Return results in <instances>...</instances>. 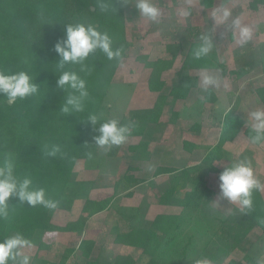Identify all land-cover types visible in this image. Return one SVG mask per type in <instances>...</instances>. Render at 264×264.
I'll list each match as a JSON object with an SVG mask.
<instances>
[{
    "label": "trees",
    "instance_id": "1",
    "mask_svg": "<svg viewBox=\"0 0 264 264\" xmlns=\"http://www.w3.org/2000/svg\"><path fill=\"white\" fill-rule=\"evenodd\" d=\"M199 1L205 9L213 5V0ZM99 2H110L114 10L102 11ZM125 10V0H0V69L8 73L27 71L40 88L36 96L17 100L13 105H8L0 95V160L10 158L17 175L29 176L34 187L45 188L48 198L59 201L57 209L48 210L39 205L30 207L27 203L21 204L16 197H10L7 203L11 219L0 221V242L19 232L33 241L37 253L47 251L50 245L43 240L47 233L82 234L92 217L111 209L113 204H117L119 196L124 193L130 195L129 190L146 182L137 178L135 174L140 170L130 163L121 179L113 184L111 195L100 200L91 199L90 189L86 188L76 220L64 226L52 222L55 211H71L73 202L79 196L74 172L76 163L82 161L86 170H97L104 175L115 173L120 148L113 147L107 152L95 148L93 137L98 135L95 128L99 125L93 126L87 120L90 113L102 114L104 98L120 62L109 61L97 52L86 61L90 68L87 74L79 72V66L66 65L64 70H75L86 80L90 95L83 113L65 115L60 112L66 93L56 84L62 70L56 67L60 57L54 51V45L65 38L66 24L92 23L99 30L107 31L114 38L116 47L123 46L125 55L129 47L125 38ZM196 43L197 40L189 43L168 94L157 96L151 109L131 113L126 122L123 119L120 121L121 124L134 122L135 127L129 137L141 138L138 144L128 146L131 154L138 152L143 158L149 156V143L142 140L146 129L161 127L163 108L188 98L196 87L195 78L189 76V71L220 69L222 74L225 72V66L218 63L214 51L209 57L193 59L191 51ZM177 53L178 49L173 51L170 60H149L147 56L137 58L150 70V91L159 92L162 89L161 75L173 67ZM240 72L243 75L247 73L245 69ZM239 74L237 72L235 76L239 77ZM213 97L214 93L210 90L205 93L204 101L213 102ZM199 127L195 124L191 130L199 131ZM239 134L248 138L249 129L239 115L229 110L224 114L217 143L205 151L196 169L157 167L153 176L166 175L167 180L156 187V204L180 208V213L158 214L147 221L146 204L131 209L117 208L123 227L114 232L113 242L124 252L105 264H137L130 254L133 249L140 250L144 264H195V260L202 257L219 264L226 258L224 249L241 250L242 239L252 229L258 228L264 235V201L260 191L253 192L252 210L247 214L239 212V218L245 225L243 238L225 229L237 222L235 207L224 216L208 204L211 191L206 173L215 162L223 159V146ZM57 144L61 146V153L56 157L46 156L45 146L50 148ZM182 145L189 153L196 149L190 142L184 141ZM89 151L93 153L92 159L87 156ZM222 230L224 234L221 235ZM222 236L224 243L217 240ZM95 248V240L81 238L76 246L64 250L57 264H66L76 251L84 260L83 264H97L93 259ZM31 257L33 264H51L39 259L37 254ZM233 264L259 263L245 251L242 262Z\"/></svg>",
    "mask_w": 264,
    "mask_h": 264
},
{
    "label": "rangeland",
    "instance_id": "2",
    "mask_svg": "<svg viewBox=\"0 0 264 264\" xmlns=\"http://www.w3.org/2000/svg\"><path fill=\"white\" fill-rule=\"evenodd\" d=\"M155 2L163 12L162 21L158 25L152 24L139 16L138 11L134 7L135 0H128V2H126V10L124 12L125 38L129 47L125 51L124 58L120 62L104 98L102 115L105 119L115 118L119 121L123 119L125 120L124 122H126L131 113L143 112L153 107L156 100H154V98H157V95L149 91L148 77L150 70L145 68L143 63L138 61L137 58L140 56H147L149 60L164 59L166 54L164 46L177 42L183 30H187V21L179 16L180 10L185 7L184 0H155ZM194 2L196 3L195 0ZM207 26L208 24H206V27ZM210 29L212 30V28ZM182 50L180 53L183 52ZM182 60L183 56H178V58L174 60L173 67L162 73L161 79L164 84L163 88L165 89L163 93L167 92L166 94H168L175 74L181 66ZM220 60L221 62L218 60V63H222V65L225 66L224 75L228 79H233V76L227 72L232 66H250L249 71L252 72V74H254L258 68H262V66L256 68V62H254V58L251 56L246 58L233 56L231 58L224 55ZM252 74H239V77L236 76L238 81L232 82L227 80V82L221 83L219 87L211 89L213 93L217 91L215 92V94L219 96V101L217 103L213 102L212 104L210 101H204L205 92H202L199 88L198 90H191L187 101L176 102L172 106L164 107L161 112V119L170 123V121L175 119L179 120L183 116L181 119L182 121H179L180 124L178 127L182 126L180 131L177 130L174 134L170 135L169 141V135L165 139L166 135L163 133L159 135L153 134L152 137V130L155 127H148V132L144 134L142 139L149 143L148 157L143 158L138 152L134 154L128 152V146L136 145L139 140H141V138L137 137H128L127 141L119 148L117 156L118 163L115 168V173L104 175L97 170H86L84 168V163L78 161L76 163L77 166L74 167V170H76L74 172L75 180L78 183L76 192L79 196L73 202L71 211L54 212L52 222L57 226H64L66 223L76 220L83 203L82 193L86 188H89V193L92 191L93 196L99 199H104L111 195L113 184L121 179L130 163L138 166L140 170L135 174L137 178L144 179L146 182L129 190L128 192L130 195H125L124 193L119 196L117 204H113L111 209L92 217L87 222L86 228L82 234L47 233L43 240L46 244L50 245L49 250L37 253L36 249L33 247L32 249H24L23 251L25 254L30 256L37 254L39 259L46 260L51 264H57L64 250L76 246L81 238L95 240L96 248L93 253V259L97 261V264H105L117 254L124 252V249L118 247L113 242L114 232L123 227L122 220L118 217L116 212L117 208L131 209L141 204H146L148 206L145 215L147 221L153 219L157 214L162 213L163 209H161L162 211H157L152 207V211L148 210L150 206L156 205V197L158 195L156 187L164 184L167 180L166 175L154 177L153 173L155 169L158 166L176 169L188 167L190 170L196 169V165L203 157L205 151L217 140L224 114L227 111L231 110V112L237 113V115L246 122L250 110H254L257 107L264 108V102H262V98L264 99V89H261L264 88L261 87L264 81V73L259 72V74L255 76V78H258L255 83H246L250 78H254ZM240 84L241 86L239 87ZM228 95H231L233 98L227 97ZM196 99L200 100V106L197 107V110L184 108V106H188V108L192 107ZM226 100L231 103H225ZM233 101L234 103H232ZM176 112H178V115H176ZM185 118L187 119L184 120ZM196 121H199V123ZM195 124H199V131L191 130ZM184 140H189V142H194L195 145H197L192 153L183 149L182 142ZM222 151L224 155L223 159L219 162H215L210 167L206 173V181L211 191L208 204L211 205L214 210L226 216L230 213L232 207L237 209V206L228 204L227 201H220L222 207L216 206L213 203L219 199V174L231 160L247 157L253 162L255 175L264 183V144L258 146L251 145L248 143V139L245 135L239 134L238 138L233 139L231 143L228 142L225 144ZM150 166L152 167L151 172L148 171ZM85 171H90V173L86 175ZM187 189L189 190L190 187L188 186ZM93 190H96V192ZM260 193L264 201V190L260 191ZM174 210L176 214L180 213V208ZM235 212H238V219L235 226L232 227L227 225L225 229L229 230V233L234 232L239 238H243L245 225L241 217L239 218V211L236 210ZM235 212L233 213L236 216ZM220 234H224L223 230ZM223 237L224 236L219 237L217 240L220 239L221 243H224L222 240ZM245 251H248L259 264H264V235H262L260 229H252L248 235L242 239L241 250L224 249L223 255H225L226 258L219 264L242 262ZM130 254L132 258L137 261V264L145 263V259L140 256V250L133 249L130 251ZM83 263L84 260L80 258L78 251L73 253L66 262V264Z\"/></svg>",
    "mask_w": 264,
    "mask_h": 264
},
{
    "label": "clouds",
    "instance_id": "3",
    "mask_svg": "<svg viewBox=\"0 0 264 264\" xmlns=\"http://www.w3.org/2000/svg\"><path fill=\"white\" fill-rule=\"evenodd\" d=\"M99 4L102 11L113 9L110 2H99ZM134 7L144 20L157 25L161 23L163 12L155 0H135ZM192 10L191 6L183 7L179 16L188 20L193 14ZM212 17L215 23L226 25L233 30L235 42L241 48L252 41L256 27H258L242 22L238 16L233 15L230 8L223 5L212 13ZM214 48L212 30L207 29L199 34L197 43L191 51L192 58L201 60L209 57ZM54 51L60 57L56 67L57 70L62 71L57 76L56 84L66 93L64 103L60 108V112L65 115H75L85 111L90 94L87 82L79 72L86 74L90 72L86 61L92 54L99 52L107 60L117 63L124 58V47H116L114 38L107 31L99 30L92 23L66 24L65 38L62 42L58 41L54 45ZM66 65L79 66V72L64 70ZM33 79L24 70L8 73L0 69V95L12 105L17 100L36 96L40 88L33 82ZM199 84L201 91L207 93L220 86L221 76L205 70L200 76ZM87 120L93 126L99 125L98 128H95L98 135H95L93 140L95 148L101 152H107L113 147L123 145L135 127L134 122L129 121L126 124H121L115 118L104 119L102 114L90 113ZM245 125L249 129L248 143L256 146L264 144V108L257 107L250 110ZM44 151L46 156L56 157L58 153H61V146L58 144L52 145L50 148L45 146ZM87 156L92 159L93 153L89 151ZM148 171H152L151 166ZM218 181L219 199L213 203L222 207L220 201H227L228 204L237 206V210L241 214H247L252 210L253 192L264 190V183L255 175L253 162L247 157L231 160L219 174ZM10 197H16L21 204L27 203L30 207L39 205L48 210H55L59 206V201L46 196L45 188L34 187L29 176L17 175L13 161L4 157L0 160V221L11 219V210L7 203ZM33 247H35L33 241L19 232L8 236L0 242V264H33L32 257L23 251ZM195 264H214V261L202 257L196 259Z\"/></svg>",
    "mask_w": 264,
    "mask_h": 264
},
{
    "label": "crops",
    "instance_id": "4",
    "mask_svg": "<svg viewBox=\"0 0 264 264\" xmlns=\"http://www.w3.org/2000/svg\"><path fill=\"white\" fill-rule=\"evenodd\" d=\"M184 1H185L184 2L185 7L191 6V8L193 9L192 10L193 14L189 17L188 20H186L187 21V25H186L187 30L186 31L183 30V33L180 34V38L177 40V42H173L169 45L164 46V51L166 54H165L164 59H162V58L161 59L162 60H170L171 53L177 49H178V53L176 55L175 60L178 58V56L184 57L187 50H188L189 43L193 40H197L199 34L202 33L203 31L212 28V35H213V40H214V44H215L214 54L220 62H221V60H220L221 57L222 56L224 57V55L231 57V58L233 56L234 57L237 56L239 58H244V57L246 58V57L251 56L254 58V62H256V66H257L256 68L261 67V66H262V68H258L254 72V74H252V72L249 71L250 66L249 67L248 66H240V67H233L232 66L231 69L229 68L230 71L228 70L227 72H229L228 74L233 76V79L232 78L228 79L224 75V73L223 74L221 73L220 69L191 70L188 72V74L192 78H195L196 87L194 89L198 90L200 88L199 79H200L201 74L205 70H207L211 74H219L221 76V83H223V82H227V80L232 81V82L238 81L235 74L237 72L239 73L241 69H245L247 71V73L245 75H251V74L254 75V76H252L254 78H250L246 83H253V82L255 83V81L258 79V78H255V76L258 75L259 72L264 73V11L262 10V7H261L264 0H213V5L209 9L203 8L202 5L200 4L199 0H195L196 3L194 2V0H184ZM222 5L230 8L233 11V15L238 16L242 20V22L247 23L249 25L258 26V27H256L255 34H254L252 41H250V43L248 45H246L245 47L241 48L236 44L235 39H234V32L230 27H228L226 25L219 24V23H215V21L212 17V13L217 8L221 7ZM206 24H208L207 27H206ZM185 46H186V48H185ZM181 50L183 51L182 53H180ZM240 75H243V74L240 72ZM161 82L163 84L162 79H161ZM163 86H164V84H163ZM240 86H241V84L239 85V87ZM261 87H264V81H263V84ZM261 89L263 90L264 88H261ZM164 90L165 89L162 87V89L159 92H154V91H151V92H152V94H155L157 96L158 95H166L167 92L163 93ZM215 92H217V91H215ZM215 92H214V97L212 99H213V102L217 103L219 101V96L216 95ZM227 97L233 98L231 95H228ZM155 99L156 98H154V100ZM187 100H188V98L185 101H187ZM185 101H177V102H185ZM199 101L200 100L196 99L195 103H193L194 107L192 106V107L188 108V106H184V108L197 110V107L200 106ZM213 102H211V103L213 104ZM227 102L229 103L230 101L226 100L225 103H227ZM232 103H234V101ZM198 113H199V111H198ZM176 115H178V112H176ZM160 116L162 117V115H160ZM161 117H160L161 127H157V128H154L152 130V137H153V134L159 135L160 133H163L166 135L165 139L169 135V137H168V141H169L170 135L174 134L177 130L180 131V128L182 125L180 127H178V126L180 124L179 121H182L181 119L183 118V116L179 120H177V119L173 120L174 122L169 120L170 123H168L167 121L165 122L164 120L161 119ZM186 119L187 118H185L184 120H186ZM196 122L199 123V121H196ZM147 132H148V128L146 129L145 134H147ZM197 133H199V132H197ZM236 138H238V136ZM184 141L189 142V140H184ZM217 141H218V138H217V140H215L213 142V145H215L217 143ZM183 142H182V144H183ZM230 143H231V141H230ZM192 144H194V146L197 147V145H195L194 142ZM76 166L77 165H75V167ZM158 167H166V166H158ZM170 168H172V167H170ZM74 171H76V170H74ZM85 173H86V175H88L90 173V171H85ZM93 191L96 192V190H93ZM92 193H93L92 191L89 193V197L91 199L100 200L99 198H96L95 196H93ZM152 207L154 209H156L157 211H159V210L162 211L161 209H163V212L160 214L177 215L175 210H174V209H177L175 207H165V206H160V205L156 204V205L150 206L148 210L152 211Z\"/></svg>",
    "mask_w": 264,
    "mask_h": 264
},
{
    "label": "built area",
    "instance_id": "5",
    "mask_svg": "<svg viewBox=\"0 0 264 264\" xmlns=\"http://www.w3.org/2000/svg\"><path fill=\"white\" fill-rule=\"evenodd\" d=\"M261 7H262V10L264 11V2H263V4L261 5Z\"/></svg>",
    "mask_w": 264,
    "mask_h": 264
},
{
    "label": "water",
    "instance_id": "6",
    "mask_svg": "<svg viewBox=\"0 0 264 264\" xmlns=\"http://www.w3.org/2000/svg\"><path fill=\"white\" fill-rule=\"evenodd\" d=\"M7 103H8V102H7ZM8 105H11V104L8 103Z\"/></svg>",
    "mask_w": 264,
    "mask_h": 264
}]
</instances>
